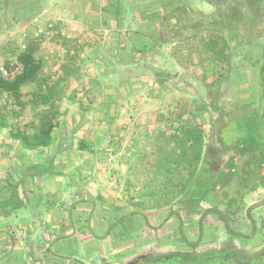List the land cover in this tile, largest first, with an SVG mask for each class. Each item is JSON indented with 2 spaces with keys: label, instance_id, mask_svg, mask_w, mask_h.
<instances>
[{
  "label": "rangeland",
  "instance_id": "rangeland-1",
  "mask_svg": "<svg viewBox=\"0 0 264 264\" xmlns=\"http://www.w3.org/2000/svg\"><path fill=\"white\" fill-rule=\"evenodd\" d=\"M4 1V12L0 14V67L16 60L19 54L25 52L26 50L23 51L22 49L24 43L27 44V48L30 47L35 50L36 56L44 64L39 80L28 83L21 88L19 101L5 93L0 97V114L4 116L8 124L4 135L0 136V152L5 154L8 148L3 143L5 142L3 136L5 138L11 136L13 140L20 141L19 137H15L13 133H20L29 137L34 135L39 131L45 112L51 110L56 114L53 123L55 128L52 133L55 141L51 148L35 150L41 155L38 158L41 160V162L38 160V165L42 167L41 163L50 162L53 167L57 166L59 170H64L65 172H67L73 162L88 166V173L84 174V178L90 177V173L92 180L98 178L96 179L98 185L95 184L97 190L99 188L106 189L104 187V178L107 180L108 192L106 200L111 202L116 198L124 200V202L137 201L138 205L135 207L138 211L137 214L143 215V220L146 223L145 228L139 230V235L134 234V229L130 230V225L117 229L116 233L114 231L116 236L120 229V234H123L122 230L126 231L123 234L125 236L124 239H119L106 245L103 243L102 247H100L101 245L98 241H94L93 238L80 233V240L74 241L71 246L79 250L84 249L87 253H84L81 257L74 252L72 254L76 256L67 258L65 264H131L143 256H159L192 251L203 254L214 250L225 253L238 250L250 257L264 252V183L260 184V188L250 190L244 197V209L236 220L231 223V227L235 232L251 235L252 238L247 242L231 237L224 229L222 222L214 216H208L200 222L202 214L208 208L217 205L211 201L213 200L212 198L209 197L203 202L200 211L195 214H188L184 210V205L181 203L180 198H176L177 190L173 188L170 197L159 195L157 192L163 182H166L167 176V170L161 169L160 165L164 163L166 154L173 148L172 144L174 143L172 141L174 133L170 130L171 127L168 124L181 120L180 129L194 127V123L197 127L202 128L206 136L205 152L208 148L213 152L214 169L220 170L231 155L229 152H224L219 143L222 115L232 114L237 116L240 114V110L238 112L239 106L250 102L258 104L260 110L264 111V73L261 71L264 61L261 47H254L253 45V49L248 54L249 57L253 56V58L251 60L243 59L241 63H239L240 59L236 58L237 51H233L230 48L226 49L224 56H217L215 67L219 89L217 93H213V108H178V111H174L172 114L166 112L164 118H160V115L156 118L155 123L157 125L160 124V126L164 125V127H160L161 130L156 131L153 136L150 134V129L142 130L138 128L135 131V135L133 134L135 136V139H133L135 144L132 146L133 151L130 150L132 131L126 129L123 137L124 143L120 145L121 148L119 147L118 149L116 145H107L106 141L102 143L97 141L98 144L93 145L95 150L91 151L93 154H89L90 150L88 148L90 144L79 142L78 140L81 136H86L88 140H91L92 132L94 133L100 128L98 123L106 128L101 129L105 135L108 134V136L118 138L119 132L114 128V107L111 102L108 107L110 111L103 112L104 108L92 107L90 102H97V96L90 97L88 96L89 94L78 95L82 94V90L75 91V88H79L76 86V82H73V84L66 82L61 85L64 82H61V80L63 76L67 75L77 78L78 76L82 77V75L90 74L93 76L98 73L99 67L96 64L93 62L91 64L85 63L88 58L87 49L94 48L93 52H96V54L104 51V49H100L97 46L99 43L98 38H100L99 28L101 23L98 10L91 9L94 15L90 16L88 15L89 9L80 5L79 1H77L78 5L74 6L73 0H48L40 6L41 8L36 5L37 0ZM213 1L216 0H185L180 2L181 6H183L182 13L184 15L185 11L189 13L183 18L179 12L171 14L168 17L170 28L178 30L179 26L191 27L192 24L197 22L199 27H204L205 23L201 22L202 18L194 14L191 9L199 6L201 11L210 15L215 10ZM12 3H15L14 5L19 8L27 6L26 13L22 14V16H9L7 9L10 8L7 7ZM93 4L96 8H100L98 1ZM122 4L125 3L122 2ZM56 6L60 8H56ZM73 13L76 14V17L73 16ZM204 13L201 14L203 15ZM155 18L157 25L159 15L156 14ZM213 18L217 20V16L214 15ZM129 19L125 21L126 26H124V29L127 30H124L126 39L131 36L129 33L132 26ZM210 21L211 17L208 18V22ZM11 22L13 23L11 24ZM48 23L54 25L52 34H46L37 41L31 39V37L30 39L23 38L25 32H30L31 35L38 26L44 27ZM107 24L108 28L112 27L109 23ZM204 29L207 30L208 28L205 27ZM157 30L158 32L155 34L161 39L163 34L159 29ZM109 34L106 37H110ZM190 35L188 33L184 37L186 38ZM102 36L105 35L103 34ZM210 38L209 32H203L198 36L199 43L182 49L184 51L182 55L184 59L182 61L188 65V72H193V74L194 72L198 74L205 72V68L201 64H198V62L193 63V60H190V55H194V58L204 56L207 59L209 47L205 45V39L208 40ZM162 39L159 44H161ZM187 40L189 39L185 41ZM261 41L264 44V34ZM77 46H81L76 49V53L79 52V56L72 60L74 56H70L69 49H75ZM84 47H87V49L85 48L84 50ZM161 49L156 48L153 51H155L154 53L161 52ZM251 51L253 52L252 55ZM187 54L189 56L186 57ZM212 55L215 57L213 53ZM228 60L233 64L232 69H229L232 72L224 78L228 70ZM160 63L164 64L165 62L161 60ZM44 77L48 79L42 80ZM93 83H97V81H93ZM111 85H114L113 82ZM48 88H56L57 100L54 103L55 108L51 109L46 108L41 105L40 101H37L40 94L47 91ZM145 113L146 111H143V114ZM124 116L127 121L133 118L130 112ZM146 120L145 116L136 115V122L140 125ZM103 121L105 122L104 125H102ZM147 123L150 126L154 122H150L149 119ZM226 123L228 126L223 132L225 138L228 134L233 135V131L236 128L233 120L228 119ZM178 129L179 127L175 131ZM156 138L157 140L158 138L162 139L161 145L156 144ZM21 148L23 146L19 142V145H12L11 151L13 154H17ZM117 149L125 154L132 152L133 155L127 156L130 158L128 161H118L115 157ZM75 151L80 152L82 155L84 153L87 160L71 161ZM106 151L112 157H106L102 154ZM157 152L162 154V156L164 155L162 157L164 159H157ZM98 155L100 158H98ZM30 167L32 166L25 168L28 170ZM12 168L15 170L16 166H12ZM8 170V163H5L4 158L0 157V264H57L58 260H56L55 254L51 253L49 256V254L45 253V249L48 250L49 245L61 243L54 239L56 234L48 232L46 226H42L40 222L32 224L33 219H31V224L27 226L25 223L17 224L19 222L17 211L28 212L26 210L27 207L23 208L20 205L25 204V202L30 204L36 202L37 192L28 194L21 192L19 194L17 192V186L20 183L19 178L17 176L14 178L8 177ZM116 172L119 173L117 184L120 186L121 192L116 187L114 176V174H117ZM150 184L154 189H151ZM89 188H85V192ZM69 189V186L63 184V192L68 191V193L63 194L59 200H54L55 203H58L59 209H66L68 212L74 207L73 204H78L79 200L76 195H69L73 194V190ZM232 191L235 192L236 189H232ZM151 193L154 195L153 197ZM85 196L89 198L87 194ZM84 202L81 201V203ZM45 203L48 204L49 201H44ZM249 208H253L251 214L256 227L255 234L252 232L253 225L247 216ZM219 209L224 210V206L220 205ZM7 218H10L9 224H7ZM90 227V225L81 224L78 227L75 226V230L91 233L93 230ZM134 228L140 229L137 224ZM40 231L42 233H39ZM8 236L10 239L7 238ZM200 236L202 237L201 243L196 249H193V246L187 242L194 244L198 242ZM120 243L125 245L120 246ZM126 252L129 254L128 256H124ZM209 264H216V262L213 259Z\"/></svg>",
  "mask_w": 264,
  "mask_h": 264
},
{
  "label": "crops",
  "instance_id": "crops-1",
  "mask_svg": "<svg viewBox=\"0 0 264 264\" xmlns=\"http://www.w3.org/2000/svg\"><path fill=\"white\" fill-rule=\"evenodd\" d=\"M47 1L37 0L36 5L40 7ZM77 1L84 8L90 10L88 12L90 16L94 15L91 9L98 10L101 23L99 28L100 38H98L99 43L97 46L100 49H104V51L96 54V52H93L94 48L87 49V47H84V50L85 48L87 49L86 54L88 57L85 63L91 64L93 62L96 64L99 67L98 73L93 76L87 74L86 76L82 75V77L78 76L77 78L68 75L63 76L61 82H64L61 85L66 82H71L72 84L76 82V86L79 88H75V91L82 90V94H78V92L76 94H89L88 96L90 97L97 96L98 103L95 101L90 102L91 106L104 108L102 110L103 112L110 111L108 107L111 102L115 112L114 128L119 132L118 138H113L108 136V134L105 135L101 131L104 127L98 123L100 127L99 132H92L93 135L90 136L92 137L91 140H88L86 136H81L78 140L79 142L90 144L88 148L90 150L89 154H93L91 151L95 150L93 145L98 144V142L102 143L103 141H106L107 145H116L118 149L119 147L121 148L120 145L124 143L123 137L125 136L126 129L132 131L130 150L133 151L132 146L135 144V140H133L135 136L133 134L135 135V131L138 128L142 130L150 129V134L153 136L156 131L164 127V125L160 126V124L157 125L155 123L156 118L159 115L160 118H164L166 112L172 114L174 111H178V108H213V93H217L219 83L215 67L216 57L211 56V47L208 49L209 56L207 59L204 56L194 58V55H190V60H193V63L198 62V64H201L205 68V72L203 71L202 74L188 72V65L182 61L184 59L182 56L184 51L182 49L199 43L198 36L190 35L191 37L185 38L184 35L187 34L188 27L179 26V29L176 30L170 28L171 26L168 22V17L171 14L183 10L180 2L185 0H73L74 6L78 5ZM96 1L99 2L100 8H96L93 4ZM122 2L125 4H122ZM7 8H10L7 9L9 16L16 17V15L21 16L25 14L28 7L25 6V9L18 10L14 3H12ZM56 8L60 7L56 6ZM191 11L194 13H204L200 10L199 6L191 9ZM3 12L4 7L2 5L0 14ZM156 14L159 15L157 25ZM73 16L76 17V14L73 13ZM128 18H130L132 28H130L131 32L129 33V35L131 34L130 38L126 39L124 32L126 29H124V26H126L125 21ZM107 23L112 27L108 28ZM157 29L163 34L161 44H159L161 39L156 35L158 32ZM108 34L110 37H106ZM186 39L189 40L185 41ZM209 42V39H205V45L207 47ZM74 46L76 45L74 44ZM80 47L77 46L75 49H69L70 56H74L72 60H75V57L79 56V52L76 53V49ZM156 48H162V51L154 53L155 51L153 50ZM187 56L189 55L187 54ZM35 58L43 63L36 56V52ZM161 60L166 64L160 63ZM44 79L47 80L48 78L44 77L42 80ZM93 81H97V83H93ZM112 82L114 85H111ZM143 111H146V113L143 114ZM129 112L134 119L132 118V120L127 121L124 115ZM136 115L145 116L147 119L146 122L140 125L136 122ZM149 119L150 122H154L153 125L149 126L147 123ZM181 122V120H176L168 124L174 134L176 128L179 127L180 129ZM104 124L105 122L103 121L102 125ZM194 125L196 124L194 123ZM203 127L205 128V126ZM90 128L93 129L92 126ZM5 131V128L0 129V136L4 135ZM7 137L5 138L3 136V140L5 141L3 143L8 147L7 153L5 155L0 152V157L4 158L5 163H8V177L14 178L17 176L19 178L20 183L17 186V192L19 194L21 192H25L26 194L37 192L36 202L31 204L25 202L27 206L24 203L20 205L23 208L27 207L26 210L28 212L22 213L21 211H17L19 218L17 224L25 223L27 226L31 224V219H33L32 224L40 222L42 226H46L48 232H54L56 234V238L54 239L61 243L49 245L48 250L45 249V253L49 254V256L51 253L55 254V258L58 260L57 264H65L67 258H73L76 255L82 257L84 253H87L84 249L79 250L71 246L74 241L80 240V233L93 238L94 241H98L101 245L100 247H102L103 243L106 245L116 240L124 239L125 236L123 234L125 232L123 230V234H120L121 229L117 233V236L114 234V231L116 233V230L119 228H125V226L130 225V230L134 229V234L136 235H139V230L145 228L144 216L137 214L138 211L135 208L138 205L137 201L124 202V200L122 201L116 198L111 202L106 200L108 192L107 180L104 178V187L106 189L99 188L97 190L96 185H98V181L96 182V179L98 178L92 180L91 173L90 177L84 178V174L86 172L88 173V166L73 162L67 172L59 170L57 166L53 167L50 162L45 164L41 163L42 167H40L38 165V160L41 162L38 159L41 156L39 152L21 148L17 154H13L11 151L12 145H19L20 141L13 140L11 136ZM161 140L159 138L157 140L156 138V144L161 145ZM54 141L53 139V143ZM51 146L48 148H51ZM172 146H174V143ZM118 149L115 153L118 161L130 160L127 156L133 155L132 152L125 154ZM102 154L106 157H112L107 151ZM163 156L157 152V159H164L162 158ZM98 158H100L99 155ZM106 159L108 160V158ZM82 160H87L84 153L82 155L80 152L75 151V155L72 156L71 161ZM12 166H16V171ZM27 166H32L33 168L30 167L27 170L25 168ZM117 174H114L115 183L119 192H121L120 186L117 184L119 173ZM63 184L69 186V190H73V194L69 195H76L79 199L78 204H73L74 207L69 212L66 209H59L57 206L58 203L54 201L59 200L63 194L68 193V191L63 192ZM88 187L90 188L85 192V188ZM151 189L154 188L151 187ZM86 194L89 198H86ZM44 201H49V203L44 204ZM81 201L84 203H81ZM9 223L10 218H7V224ZM81 224L90 225L93 232L85 233L80 230L79 232L76 231L75 226L78 227ZM136 224L140 229L134 228ZM39 233L42 232L40 231ZM89 233L90 235H88ZM7 238L10 239L9 236ZM124 245L120 243V246ZM74 252L76 255L72 254ZM128 255L126 252L124 256Z\"/></svg>",
  "mask_w": 264,
  "mask_h": 264
},
{
  "label": "trees",
  "instance_id": "trees-1",
  "mask_svg": "<svg viewBox=\"0 0 264 264\" xmlns=\"http://www.w3.org/2000/svg\"><path fill=\"white\" fill-rule=\"evenodd\" d=\"M3 1L0 0V8L5 2ZM213 3L215 10L212 14L194 13L202 18L204 27H199L198 22L194 23L188 27L187 34L196 37L203 32H209L211 38L208 47H211L216 58L224 56L226 49L230 48L237 51L236 58L240 59L239 63L243 59L251 60L253 56L249 57L248 54L254 45L262 48L264 61V44L261 41L264 34V0H216ZM179 13L183 18L189 12L185 11L184 15L181 10ZM214 15L217 16V20H214ZM209 17H211L210 22H208ZM205 27L209 30L204 29ZM252 53L251 51V55ZM17 60L23 67L22 72L13 79H5L0 75V97L5 93L19 101L21 88L39 79L43 63L35 58V50L30 47L19 54ZM227 64L228 70L224 78L232 72L229 69H232L233 64L230 60ZM261 71L264 73V66ZM55 89L48 88L40 94L37 101L46 108H55L54 103L57 100ZM239 107L240 114L237 116L222 115L219 143L224 152L231 153L222 168L215 170L213 152L209 148L205 152L206 136L202 128L194 125L188 129H178L172 136L174 146L166 154L164 163L160 165L161 169L167 170V176L166 182L162 184L163 187L160 186L157 192L159 195L170 197L173 188L177 190L176 198H180L188 214L200 211L203 202L209 197L212 198L211 201L217 205L208 208L202 214L200 222L208 216H214L222 222L231 237L247 242L252 238L251 235L235 232L231 223L244 209V197L250 190L260 188V184L264 183V111L260 110L258 104L251 102L241 104ZM55 116L56 114L51 110L45 112L39 131L30 137L20 133L13 135L19 137L23 148L29 151L50 147L53 143ZM228 119L235 122L236 128L233 135L228 134L225 138L223 132L228 126L226 123ZM7 125L4 116L0 114V129L7 128ZM232 189L236 191L233 192ZM151 196L154 195L151 193ZM220 205L224 206V210L219 209ZM252 209L247 210V216L255 234ZM201 238L200 236L198 242L194 244L187 243L196 249L202 241ZM213 259L216 264H264V252L252 257L238 250L231 253L214 250L203 254L196 251L179 252L143 256L131 264H209Z\"/></svg>",
  "mask_w": 264,
  "mask_h": 264
},
{
  "label": "built area",
  "instance_id": "built-area-1",
  "mask_svg": "<svg viewBox=\"0 0 264 264\" xmlns=\"http://www.w3.org/2000/svg\"><path fill=\"white\" fill-rule=\"evenodd\" d=\"M53 31H54V25L52 23H48L44 27L38 26L37 29L34 31V33L31 35L30 32H25L23 34V38L30 39L31 37V39H35L37 41L40 37L46 34H52ZM22 49L23 51L28 49L26 43L22 45ZM22 69L23 67L21 63L18 62V60L16 59L8 63V65L0 67V75L5 79H13L22 72Z\"/></svg>",
  "mask_w": 264,
  "mask_h": 264
}]
</instances>
